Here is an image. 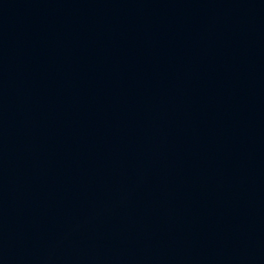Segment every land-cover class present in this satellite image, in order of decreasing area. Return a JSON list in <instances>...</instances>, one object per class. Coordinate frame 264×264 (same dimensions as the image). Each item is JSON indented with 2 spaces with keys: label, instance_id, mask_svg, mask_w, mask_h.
Instances as JSON below:
<instances>
[{
  "label": "water",
  "instance_id": "95a60500",
  "mask_svg": "<svg viewBox=\"0 0 264 264\" xmlns=\"http://www.w3.org/2000/svg\"><path fill=\"white\" fill-rule=\"evenodd\" d=\"M0 264H264V0H0Z\"/></svg>",
  "mask_w": 264,
  "mask_h": 264
}]
</instances>
